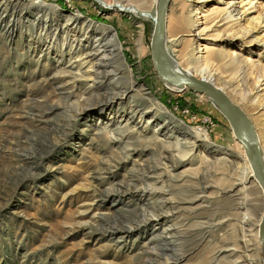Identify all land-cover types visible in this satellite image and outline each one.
Listing matches in <instances>:
<instances>
[{
    "label": "rangeland",
    "instance_id": "374dc122",
    "mask_svg": "<svg viewBox=\"0 0 264 264\" xmlns=\"http://www.w3.org/2000/svg\"><path fill=\"white\" fill-rule=\"evenodd\" d=\"M99 1L106 5L117 2ZM119 1L131 7L142 4V0ZM244 1L170 0L167 10L164 37L176 42L171 55L180 72L209 81L230 98L234 96L227 83L234 74L228 66L232 54L238 69L251 61L258 76L264 74V0H252L249 11L242 6ZM178 2L185 7L182 20L188 24L174 30L170 17ZM101 3L19 0L17 11L25 18L12 17L6 29H0V264H138L145 254L157 253L159 248L153 242L160 240L167 241L174 256L186 258L180 264H198L211 255L208 248L203 243L190 251L189 244L174 240L177 223L217 211V204L222 203L217 194L220 182L240 169L251 172L243 148L216 105L191 90H175L155 73L150 50L152 19ZM39 8L49 9L54 16H37L33 10ZM156 10L152 5L144 12L155 17ZM51 16L55 23H49ZM71 18L78 23L77 34L68 25ZM83 24L90 25V30H84ZM102 29H109L117 40L108 71L120 73L109 84L117 86L119 94L132 89L120 106L111 108L103 103L116 94L109 89L89 101L71 90L94 83L95 62L84 60L82 49L93 47ZM238 31L246 33L244 42L232 37ZM198 51L204 68L196 71L191 55ZM254 85L250 77L242 80L246 94L254 92ZM71 93L73 98L67 101ZM145 101L169 116L160 122L173 119L177 133L199 132L207 141L199 138L195 151H185L174 160L159 159L160 153L167 154L165 149L173 146V140H161L156 125L144 121L135 126L125 121L109 125L116 114L127 120L129 106ZM239 107L252 124L254 118L262 120V111ZM256 132L260 133L259 128ZM216 153L222 158L213 156ZM149 168L157 169L154 186L129 185ZM206 174L207 183L202 187L210 189L197 195L203 200L192 205L190 212L176 221L171 211L149 213L160 204L186 200L184 192L193 188L191 182ZM117 191L125 195L119 196ZM151 194L162 198L151 199ZM259 197L264 216L262 192ZM132 218H138L139 224L147 222L148 228L125 234L122 228L129 227L125 221ZM231 220H223L229 221L225 236L238 242V229ZM238 251L217 263L243 264L244 255Z\"/></svg>",
    "mask_w": 264,
    "mask_h": 264
},
{
    "label": "bare ground",
    "instance_id": "6f19581e",
    "mask_svg": "<svg viewBox=\"0 0 264 264\" xmlns=\"http://www.w3.org/2000/svg\"><path fill=\"white\" fill-rule=\"evenodd\" d=\"M19 0H0V29L4 28L6 29V26L8 25L7 21L8 19H11L12 17H18L19 20H22L24 15L22 13H19L17 10V2ZM97 3H101L99 0H95ZM158 1L159 0H142V4L137 7H131V6H125L122 5L119 0L114 5H106L105 3H101L104 6H107L109 9L115 10V11H121V12H127V13H133L137 14V16H141L142 18H148L150 17L155 25V20L157 16V10L155 17H151L148 13L144 12L147 9H149L152 5H156L158 7ZM181 1V0H180ZM189 1V0H185ZM205 0H199V2H203ZM131 3H135V0H129ZM253 3L252 0H245L242 4L243 7H248L250 9L252 7ZM241 6V7H242ZM185 10V7L181 2L177 3V7L173 10L170 22L172 28L174 30L177 29V27L186 26L188 23L185 19L182 20V15ZM199 9H196L195 12H197ZM37 16L45 17L46 19L53 15V12L46 8H39L33 10ZM249 11V10H248ZM192 12H189L191 14ZM197 22V20H194ZM46 22V21H45ZM50 22H56L53 20L52 16L49 18ZM58 22V20H57ZM46 24V23H45ZM77 24L76 19L71 18L68 22V25H73L74 33L78 32L77 30ZM82 28L86 31L90 30L91 26L88 24H83ZM55 31L58 32V35L60 34L61 30L58 28V26H55ZM68 28V30H72ZM53 30V29H52ZM68 32V31H67ZM48 33V32H47ZM65 33V32H64ZM63 34V33H62ZM72 34V33H71ZM66 35H68L66 33ZM196 37V36H195ZM235 40H239L241 42H244L246 38V33L244 32H236L232 36ZM76 38V37H75ZM171 47L170 51L167 49V46ZM176 42L169 41L167 42V39L163 37L162 42V56L163 61L166 65V67L171 71L180 72L178 67L175 64V61L171 54L174 53V50L172 47ZM172 44V45H171ZM117 47V40L115 37L111 36V32L109 29H102L101 35L96 38L95 44L93 47L82 49V52H85L83 54L84 60L91 59L93 62H95L94 70H93V80L94 83L90 86H85L83 89H79L73 87L71 90H77V93L80 95V97L85 98V101H89V99L92 96L98 95L103 90H111V92L116 93L112 98L107 99L103 101L104 105L111 108L112 106H120L122 101L127 98V95L132 90H128L125 92H122L119 94V88L117 86H110L111 78L114 76H117L120 72L119 71H108V69L111 66V56H113V52L116 51ZM84 48V47H83ZM69 51H72L70 49ZM80 52V51H79ZM199 51L196 53H193L191 55V62L194 66V69L196 71L203 70V62L202 58L198 56ZM232 59L230 60V63L228 64L229 67L233 68L234 74L227 80V83L229 81L233 97H229L226 95L223 91V93L231 100V102L239 107V104L243 106L244 108L249 109L250 111L259 110L262 111L261 117L262 120L259 118H254V124L249 120L247 116V120L251 124V130L254 137V143H251V145L258 149V156L261 160V163L264 167V74L261 76H258V73L256 71V66L254 62L247 61L246 64L243 65L242 69H238L236 65L238 64V60L235 58V54H232ZM90 62V61H89ZM85 64H87L85 62ZM83 64L79 66V69L83 68ZM73 69V67H72ZM71 71V70H69ZM181 73V72H180ZM189 75V74H187ZM245 77H250L254 80V92L245 93L242 89V80ZM98 84H96V83ZM73 98V93L68 96L67 101L71 100ZM237 99V101L235 99ZM239 102V104H238ZM240 108V107H239ZM129 117L127 120H125V116L121 114H116L113 117V121L109 122L110 126H113L116 124V126H119L122 121H125L126 123L132 122L134 123V126L139 122V124L144 121L146 124L152 123L156 125V129L158 130V136H160L162 139L167 142L168 139L172 138L173 140V146L170 148H166L169 150H166L165 155L159 154V159H170L174 160L177 158V156L182 155L185 151L189 150V153L196 150V140L199 138H202L203 140L207 141V138L199 132H197L195 135H186V134H180L175 131V127L173 128L172 124L174 123V120L170 118L169 122H160L161 120H166L165 113H161V109L159 106H155L151 104L149 101L141 102L138 105L129 106ZM241 111V108L239 109ZM127 117V115H126ZM169 117V116H168ZM172 122V123H171ZM256 128H259L260 133L257 134ZM156 136V138H159ZM192 137V138H191ZM153 138L154 135H153ZM260 138V139H259ZM260 141L262 143V147L260 145ZM169 144V142H168ZM188 146L191 148L188 149ZM241 146V145H240ZM242 147V146H241ZM243 148V147H242ZM244 151V150H243ZM222 156V154H214L213 156ZM246 157V155H245ZM219 158V157H218ZM222 158V157H221ZM246 162L249 166V169L251 172H246L244 170H238L236 173L233 172L232 175L227 180H222L220 182V185L217 187V194L220 199H222L220 208L217 211H211L208 214L202 215V216H193L191 221L186 223H177L176 227L179 228L177 231L174 232L172 235L174 240L183 241L190 245L188 250H195L204 245L209 250V253L211 254L207 259L202 260L198 264H218V260L229 254L230 256H236L239 252L238 250L241 249V253L244 255L243 264H261L259 261V245L261 244V225L264 219V216H262V205L259 204L260 197L259 194L261 192L264 195V189L261 185V181L259 177L257 176V173L249 163L247 157ZM157 169L156 168H149L146 172L143 171V173L140 176H135L130 182L129 185L133 188L136 187H142L147 186L151 187L154 186L152 182V179L154 175H156ZM209 175H201L195 178L191 184L192 187L190 190L185 191L184 195L186 197V200L182 202H176L174 205H164L160 204L158 209H154L153 212L150 211L149 213H154L156 210L157 212H166L169 213L174 212V220L176 221L178 217L183 215L185 212H190V208L192 205H195L203 198L199 199V196L197 195H203L206 191H208L210 188H203L202 186L205 185L206 178ZM254 182V183H253ZM118 195H125V192H118ZM151 199L153 198H162L161 195H155L151 194ZM228 202V203H225ZM187 206V207H186ZM156 217L157 223L160 222L157 215H153ZM227 217H232L231 222H234L237 226L240 241H236L235 238L230 240V238L225 236L226 228H227V222H223V220ZM138 218H132L125 221L127 225H129L128 228H122L123 232L125 234L129 233L131 230L141 231L146 230L148 228L147 222H140V224L137 222ZM262 220V221H261ZM142 223V224H141ZM206 227V228H204ZM115 229L114 231H116ZM181 230V231H179ZM153 236V235H151ZM197 236H206V239L204 241H197ZM220 237V238H218ZM155 239L154 237H152ZM162 243H166L167 247H162ZM230 244H233L232 250H230ZM153 245L157 248V253H147L143 256V258L139 261L138 264H180L183 262L186 258L185 257H178L174 256L172 252V248H169V245L166 240H160V241H154ZM153 249V248H152ZM155 249V248H154ZM153 249V250H154ZM156 251V250H154ZM262 255H263V248H262ZM188 258V257H187ZM241 259V258H238ZM172 261V263H171ZM264 264V262H262ZM234 264V263H230Z\"/></svg>",
    "mask_w": 264,
    "mask_h": 264
},
{
    "label": "water",
    "instance_id": "95a60500",
    "mask_svg": "<svg viewBox=\"0 0 264 264\" xmlns=\"http://www.w3.org/2000/svg\"><path fill=\"white\" fill-rule=\"evenodd\" d=\"M169 3L170 0L158 1L157 16L150 46L151 59L155 73L168 85L174 87L175 90H191L197 95L206 97L216 105L219 113L229 124L235 141L243 147L245 155L257 173L264 189V167L258 156V149L251 145V143L255 144L254 137L251 124L244 114L220 89L209 81L204 79L199 80L191 75L171 71L166 67L162 56V42L166 30ZM261 242L264 258V219L261 225Z\"/></svg>",
    "mask_w": 264,
    "mask_h": 264
}]
</instances>
